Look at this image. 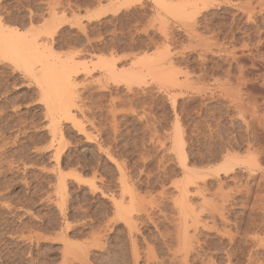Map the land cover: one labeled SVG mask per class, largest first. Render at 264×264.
Returning <instances> with one entry per match:
<instances>
[{
  "label": "rangeland",
  "instance_id": "rangeland-1",
  "mask_svg": "<svg viewBox=\"0 0 264 264\" xmlns=\"http://www.w3.org/2000/svg\"><path fill=\"white\" fill-rule=\"evenodd\" d=\"M263 16L264 0H0V27L46 56L27 65L0 50V264H180L183 154L205 177L187 195L200 217L189 264H264ZM44 63L80 64L61 76L81 121L59 120L63 151ZM134 69H145L140 82ZM120 177L135 201L121 198ZM119 199L148 211L134 213V234Z\"/></svg>",
  "mask_w": 264,
  "mask_h": 264
},
{
  "label": "bare ground",
  "instance_id": "bare-ground-1",
  "mask_svg": "<svg viewBox=\"0 0 264 264\" xmlns=\"http://www.w3.org/2000/svg\"><path fill=\"white\" fill-rule=\"evenodd\" d=\"M211 1V0H210ZM214 2V1H213ZM227 7V6H226ZM250 7V6H249ZM175 8H177V7H175ZM245 8V7H244ZM261 9V8H260ZM262 9H263V7H262ZM176 10V9H175ZM249 10V9H248ZM252 10V9H251ZM251 10H249L250 11V13H251ZM53 11V10H52ZM174 12V11H173ZM246 12V11H245ZM176 13V12H175ZM177 13H178V11H177ZM245 14V13H244ZM243 14V15H244ZM250 15V14H249ZM249 15H248V17H249ZM53 16V15H52ZM54 16H56V15H54ZM53 16V17H54ZM179 16V15H178ZM177 16V17H178ZM254 16V15H253ZM183 17H185V16H182L181 18H183ZM261 17V16H260ZM264 17V16H263ZM249 18H253V17H251V15H250V17ZM249 18H246V20L248 19L249 20ZM262 18V17H261ZM184 19H187V18H184ZM212 20V19H211ZM245 20V21H246ZM154 22V21H153ZM152 22V23H153ZM251 22H253V20L251 21ZM155 23V22H154ZM157 23V22H156ZM170 23V22H169ZM219 23V22H218ZM158 24V23H157ZM188 25V24H187ZM160 26V25H159ZM175 25L173 24V27H174ZM226 26V25H225ZM163 27V26H162ZM169 27H170V25H169ZM189 27V26H188ZM193 27V26H192ZM224 28V27H223ZM169 29V28H168ZM159 30H160V28H159ZM180 30V29H179ZM163 31V30H162ZM172 31V30H171ZM240 31V30H239ZM258 31V30H257ZM139 32V31H138ZM169 33V32H168ZM232 33V32H231ZM117 34V33H116ZM188 34V33H187ZM169 35V34H168ZM204 35V34H203ZM124 36V35H123ZM119 37V36H118ZM172 38V37H171ZM114 39V38H113ZM198 39H199V37H198ZM208 39V38H207ZM32 40H34V39H32ZM36 40V39H35ZM190 40V39H189ZM200 40V39H199ZM259 41V40H258ZM99 42V41H98ZM263 42V41H262ZM31 43V42H30ZM167 43V42H166ZM172 43V42H171ZM258 43V42H257ZM88 44V43H87ZM198 44V43H197ZM218 44V43H217ZM0 45L2 46V47H0V50H1V53H3V54H6V55H13L12 56V58H21V59H23V61H24V63L26 62H30L31 63V61H35V60H38V61H40V60H44L43 59V57H46V56H43V55H45L41 50V47L39 48V47H37L36 45L35 46H33L32 44V47L31 46H28L27 45V42L24 40V39H22V37H21V35L17 32V31H14V30H11V29H8L7 27H4V26H1L0 27ZM200 45H202V44H200ZM210 45V44H209ZM260 45V44H259ZM198 46V45H197ZM205 46V45H204ZM210 46H212V45H210ZM189 47V46H188ZM235 47V46H234ZM221 48V47H220ZM226 48V47H225ZM189 49H191V48H189ZM44 50V49H43ZM45 50H46V48H45ZM188 50V49H187ZM209 50V49H208ZM43 53H41V52ZM82 51V50H81ZM112 51H113V48H112ZM115 51V50H114ZM142 51V50H141ZM155 51V50H154ZM153 51V52H154ZM222 51V50H221ZM223 51H226V50H224L223 49ZM258 51V50H257ZM46 52V51H45ZM166 52H167V50H166ZM216 53V52H215ZM218 53V52H217ZM237 53V52H236ZM49 54V53H48ZM168 54V53H167ZM192 54V53H191ZM90 55V54H89ZM140 55V54H139ZM152 55V54H151ZM154 55V54H153ZM91 56H92V54H91ZM124 56V55H123ZM138 56V55H137ZM143 56V55H142ZM169 56V55H168ZM183 56V55H182ZM230 56V55H229ZM160 57H162V55L161 56H157L156 57V59H154L153 60V58H152V56H147V57H144L143 59H142V57H140V60H139V62H138V64L140 63V64H143L144 65V67L145 68H147V69H151L152 67H153V63L156 61V63H157V61H159L160 62ZM185 57V56H184ZM243 57V56H242ZM53 58V57H52ZM234 58V57H233ZM54 59V58H53ZM47 60V59H46ZM240 60V59H239ZM231 61H234L235 62V60H231ZM43 62V61H42ZM47 62H48V60H47ZM54 62V61H53ZM107 62V61H106ZM111 62H113V60H111ZM117 62V61H116ZM115 62V63H116ZM135 62V61H134ZM171 62H174V61H172L171 60ZM171 62H169L168 63V66H169V64L171 65ZM240 62V61H239ZM28 63H27V65H28ZM33 63V62H32ZM86 63V62H85ZM114 63V62H113ZM133 63V62H132ZM241 63H242V61H241ZM84 64V63H83ZM82 64V65H83ZM111 64V63H110ZM109 64V66H111ZM134 64V63H133ZM175 64V63H174ZM201 64V63H200ZM231 64H232V62H231ZM237 64V63H236ZM235 64V65H236ZM240 64V63H239ZM238 64V65H239ZM39 65V64H38ZM42 65V64H41ZM44 65H46V66H44L43 67V69H42V72H41V79L39 78L38 79V81H40L39 83H40V85L39 86H41V89L42 90H44V92H43V94H44V97H45V100H46V105H47V110H48V114L50 115V125H51V127H52V134H53V142H55L59 137L61 138L60 140H61V142H60V144H62L61 146L63 147H61V146H59L58 148H61V150L63 151L64 150V143H63V138H64V136L59 132L60 130H59V128H58V126H59V120L61 119L62 120V118H64L65 120H68V121H73V122H76L75 121V117L73 116L74 114L72 113V110H71V106L69 105L70 103H68L66 100H68L69 98V89L65 86V82L63 81V77H66V78H69V77H71L74 73L75 74H77L76 72H75V70L77 69V67L75 68V66L77 65L78 67H79V65H78V63L75 65V66H73V65H71V64H65V65H62L61 67H59V66H57L58 68H56V66H54L53 64H46V63H44ZM60 65V64H59ZM115 65V64H114ZM136 65V64H135ZM176 66V65H175ZM237 66V65H236ZM240 66H241V64H240ZM116 67V66H115ZM114 66H113V68H115ZM134 67V66H133ZM141 67V66H140ZM173 67V66H172ZM239 67V66H238ZM240 68V67H239ZM33 69H34V67H33ZM82 69V68H81ZM212 69V68H211ZM241 69V68H240ZM245 69V68H244ZM36 70V69H35ZM79 70V69H78ZM77 70V71H78ZM110 71H111V69H109ZM131 70V69H130ZM173 70V73H175V76L179 73V72H177V71H175V69H172ZM172 70H171V72H172ZM176 70H178V69H176ZM186 70V69H185ZM221 70V69H220ZM239 70V69H238ZM243 70V69H242ZM37 71V70H36ZM80 71V70H79ZM154 71V70H153ZM181 71V70H180ZM191 71V70H190ZM240 71V70H239ZM86 72V71H85ZM88 72V71H87ZM94 72V71H93ZM115 73H116V71H114ZM145 72V69H134L133 70V74H135L134 75V79H135V77L137 76V74H141V73H144ZM63 75H62V74ZM109 72H107V74H108ZM111 73V72H110ZM119 74H120V72H118ZM121 73H124V72H122L121 71ZM181 73H182V71H181ZM227 73H230V72H227ZM226 73V74H227ZM59 74H61V75H59ZM66 76H65V75ZM88 74V73H87ZM90 74V76H91V73H89ZM171 74V73H170ZM85 75V74H84ZM126 75H129V72L126 74ZM186 75V74H185ZM204 75V74H203ZM230 75V74H229ZM58 76H59V78H58ZM61 76H63L62 78H61ZM89 76V75H88ZM114 76V75H113ZM130 76H132L131 74H130ZM162 76V75H161ZM177 76H179V74L177 75ZM73 77V76H72ZM87 77V76H86ZM158 77H160V75L159 76H157L156 75V78L158 79ZM171 77V76H170ZM186 77H188V75H186ZM202 77V76H201ZM56 78H58V79H56ZM66 78H65V80H66ZM114 78V77H113ZM207 78V77H206ZM62 79V80H61ZM99 79V78H98ZM133 79V81H136L138 78H136L135 80ZM71 80V79H70ZM73 80V79H72ZM153 80V79H152ZM156 80V79H155ZM158 80H163V78H159ZM69 81V80H68ZM67 81V82H68ZM92 81H93V79H92ZM96 81H98L97 79H96ZM109 81H110V79H109ZM137 81H141V79H139V80H137ZM144 81V80H143ZM239 81V80H238ZM251 81V80H250ZM85 82H87V81H85ZM90 82H91V80H90ZM99 82V81H98ZM131 82V81H130ZM163 82H164V80H163ZM178 82V81H177ZM83 83V82H82ZM88 83V82H87ZM92 83H94V82H92ZM144 83H147L146 82V80H145V82ZM218 83V82H217ZM230 83V82H229ZM96 84V83H95ZM142 84V83H141ZM162 84V83H161ZM172 84H173V82H172ZM175 84V83H174ZM176 84H178V85H181V84H179V82L178 83H176ZM82 85V84H81ZM93 85V84H92ZM99 85H100V83H99ZM115 86V85H114ZM150 86V85H149ZM173 86V85H172ZM180 87V86H179ZM237 87H240V86H237ZM98 88V87H97ZM104 88V87H103ZM132 88V87H131ZM151 88V87H150ZM181 88V87H180ZM105 89V88H104ZM69 90V91H68ZM102 90V89H101ZM213 90V89H212ZM128 91V90H127ZM129 92V91H128ZM139 92V91H138ZM232 92V91H231ZM235 92H237V91H235ZM52 93H53V95L54 96H51L52 95ZM46 94V95H45ZM47 94H48V96H47ZM71 94V93H70ZM215 94V93H214ZM237 94V93H236ZM129 95V94H128ZM139 95V94H138ZM48 97V101H50V96H51V98L53 99V97H55L53 100L55 101L56 100V98L58 99V101H56V103H58V104H50V102L48 103L47 102V97ZM141 96V95H140ZM143 96V95H142ZM227 97V96H226ZM240 98V97H239ZM70 100H72V99H70ZM69 100V101H70ZM54 101L52 102V103H54ZM75 104V103H74ZM233 105V104H232ZM74 107H75V105H74ZM149 107V106H148ZM236 107V106H235ZM239 108H240V106H239ZM234 109V108H233ZM14 110V109H13ZM150 110V109H149ZM235 110V109H234ZM2 111V110H1ZM50 111V112H49ZM205 111V110H204ZM3 112V111H2ZM4 113V112H3ZM103 113V112H102ZM4 116V115H3ZM190 116V115H189ZM17 117V116H16ZM94 119V118H93ZM144 119V118H143ZM85 120V119H84ZM244 120V119H243ZM77 122H81V121H79V120H77ZM76 122V123H77ZM241 122V121H240ZM245 122V121H244ZM100 123H102V122H100ZM109 123H110V121H109ZM246 124V123H245ZM114 125H116V124H114ZM146 125V124H145ZM178 125V124H177ZM210 125V124H209ZM231 125V124H230ZM243 125H244V123H243ZM78 126H80V128H83V127H81V124L79 125V123H78ZM83 126V125H82ZM118 126V125H117ZM149 126V125H148ZM196 126V125H195ZM100 127V126H99ZM149 129V128H148ZM217 129V128H216ZM83 130H84V128H83ZM82 131V130H81ZM97 131V130H96ZM246 131V130H245ZM115 134V133H114ZM212 134V133H211ZM210 134V135H211ZM87 135V134H86ZM98 135H100V134H98ZM155 136V135H154ZM115 140V139H114ZM180 140V139H179ZM116 141V140H115ZM53 142H52V144H53ZM65 142V141H64ZM248 142V141H247ZM66 144V143H65ZM103 144V143H102ZM8 145V144H7ZM53 147V146H52ZM109 147V146H108ZM59 151L58 153H57V159L59 160V162H60V159H61V156H62V151ZM245 150V149H244ZM36 151V150H35ZM48 151V150H47ZM250 153V152H249ZM234 154H235V152H234ZM165 155V154H164ZM228 155V157H231L229 154H227ZM183 156V166H184V170H185V172H184V178H185V180H184V182L183 183H181V184H179V185H177V190H178V192H179V198H177V200H175V206H177V207H175L178 211V213L181 215V217H180V220H181V224L179 225V227H178V229H176V230H178L179 231V234H175L176 236H178L177 237V242L179 243L178 244V249H174L175 251H173L172 252V254H173V262L174 261H178L180 264H189V261H188V259H189V256L191 255V248L193 249V245H191V239L189 240V236H188V229L191 227V226H193L194 224H198L199 222H198V217H197V213H196V211H194V210H192V209H190L191 207H190V205H189V207H188V197L189 196H187L189 193H190V188L192 187V186H199V184H200V182H202V179L203 180H205V177L203 176V174H202V176L198 173V172H195V171H192V169L190 170L189 169V167H187V158L185 157V154H183L182 155ZM98 157V156H97ZM233 157V156H232ZM143 159V158H142ZM141 159V160H142ZM145 159V158H144ZM229 160V159H228ZM191 162V161H190ZM228 162V161H227ZM2 163V162H1ZM172 163V162H171ZM80 164V163H79ZM224 164V163H223ZM126 166V165H125ZM24 167V166H23ZM12 168V167H11ZM47 170V169H46ZM222 170V169H221ZM227 170H229V169H227ZM43 172H44V169L42 170ZM166 171V170H165ZM224 171H225V169H224ZM49 172V171H48ZM129 172V171H128ZM131 172V171H130ZM205 172V171H204ZM227 173V172H226ZM176 175V174H175ZM206 176V175H205ZM125 177V176H124ZM204 177V178H203ZM121 179H123L122 180V197L121 198H123V200H125L124 199V197H126V196H128L130 199H129V201H131V200H133V201H135L134 199H135V197H134V194H133V192L129 189V187H128V185H127V182H125L124 181V178L123 177H120ZM63 179H65V178H63ZM96 179V178H95ZM62 180V179H61ZM60 180V181H61ZM72 180V179H71ZM89 181H91V180H89ZM95 181V180H94ZM100 181H102V180H100ZM172 181V180H171ZM62 182V181H61ZM203 182H205V181H203ZM209 182V181H208ZM95 183V182H94ZM119 183V182H118ZM177 183V182H176ZM64 185V183H61V185ZM92 184V183H91ZM96 184V183H95ZM137 184V183H136ZM88 185H89V183H88ZM134 185V184H133ZM93 186V185H92ZM175 186V185H174ZM63 187V186H62ZM193 188V187H192ZM201 188V187H200ZM200 188L198 189V190H200ZM137 189V188H136ZM152 189V188H151ZM62 190H66V188L64 189H62ZM94 190H97V188L96 189H94ZM208 190V189H207ZM91 192V191H90ZM63 193V192H62ZM133 194V195H132ZM206 194V193H205ZM191 195V194H190ZM146 196V195H145ZM193 196V195H192ZM201 196V195H200ZM113 197V196H112ZM134 197V198H133ZM172 197V196H171ZM202 197V196H201ZM119 198V197H118ZM153 198V197H152ZM190 198V197H189ZM114 199V198H113ZM139 199V198H138ZM172 199V198H171ZM120 200V199H119ZM137 200V199H136ZM205 200V199H204ZM204 200H203V202H204ZM133 201H131V202H133ZM161 201V200H160ZM191 201V200H190ZM115 204H116V199H115ZM120 202H121V200H120ZM127 202H128V200H127ZM127 202H126V204H127ZM148 202V201H147ZM152 202V201H151ZM118 203V202H117ZM122 203H124V202H121L118 206V210H117V215L119 216H117L118 217V219L119 220H121L122 222H124L126 225H127V227H129L130 229V231L131 232H133L135 229V227H134V224H133V220H135L134 219V213H137V212H142L143 210H144V212L143 213H145V210L147 211V209H145L146 207H140V209H139V207L137 208V209H139V210H137L136 208H131L132 207V205H131V207L129 208V207H123V204ZM122 204V205H121ZM141 204V203H140ZM152 204V203H151ZM2 205V204H1ZM130 205V204H129ZM128 204L126 205V206H129ZM136 205V204H135ZM143 205V204H142ZM141 205V206H142ZM156 205V204H155ZM151 206H153V204L151 205ZM158 206V205H157ZM161 206V205H160ZM134 207V206H133ZM135 207H137V206H135ZM150 207V206H149ZM156 207V206H155ZM151 208H153V207H151ZM159 208V207H158ZM194 208V207H193ZM196 208V207H195ZM198 208V207H197ZM117 209V208H116ZM157 209V208H156ZM204 209V208H203ZM162 211V210H161ZM176 211V210H175ZM206 211H207V209H206ZM148 212V211H147ZM139 214V213H138ZM146 214V213H145ZM155 214V213H154ZM201 214V213H200ZM199 214V215H200ZM203 214V213H202ZM201 214V215H202ZM137 215V214H136ZM147 215V214H146ZM160 215H162V213H160ZM165 215V214H164ZM151 217H153V216H151ZM139 218V217H138ZM179 218V217H178ZM149 219V218H148ZM167 219V218H166ZM172 219V218H171ZM199 219H200V217H199ZM117 220V219H116ZM118 220V221H119ZM160 220V219H159ZM173 220V219H172ZM179 221V220H178ZM117 222V221H116ZM121 222V223H122ZM154 222V221H153ZM175 222V221H174ZM178 223V222H177ZM192 224L191 226L189 225V224ZM160 224V223H159ZM174 224V223H173ZM202 224V223H201ZM157 225V224H156ZM200 225V224H199ZM177 226V225H176ZM190 226V227H189ZM205 226V225H204ZM207 227V226H206ZM197 230V229H196ZM106 231V230H105ZM130 232V233H131ZM105 233V232H104ZM135 232H133V234H134ZM137 233V232H136ZM132 233L130 234V235H133ZM139 234V233H138ZM100 236V235H99ZM161 236V235H160ZM94 237V236H93ZM132 237V236H131ZM95 238V237H94ZM101 238V237H100ZM174 238V237H173ZM158 239V238H157ZM28 240V239H27ZM136 240V239H135ZM30 241V240H29ZM97 242H99V241H97ZM175 242V241H174ZM70 242L68 241V245H70L69 244ZM103 243V242H102ZM163 243V242H162ZM97 244V243H96ZM134 244H136L135 242H134ZM133 244V245H134ZM165 244V243H164ZM99 245H104V244H99ZM132 245V246H133ZM168 245V244H167ZM169 245H171V244H169ZM177 245V244H176ZM67 246V245H66ZM78 246V245H77ZM91 246V245H90ZM93 246V245H92ZM146 246V245H145ZM144 246V247H145ZM68 247V246H67ZM73 247H74V244H73ZM73 247L70 245L68 248H70V250L72 251V249H73ZM75 247H76V244H75ZM74 247V250L75 249H77L76 251H79L80 253H82L81 251V249H79V248H75ZM96 247H98V246H96ZM133 247H136V246H133ZM170 247V246H169ZM176 247V246H175ZM90 248V247H89ZM93 248V247H92ZM91 248V249H92ZM159 248V247H158ZM177 248V247H176ZM146 249V248H145ZM144 249V250H145ZM69 250V249H68ZM67 250V251H68ZM69 250V251H70ZM148 251V250H147ZM146 251V252H147ZM162 251V250H161ZM149 252V251H148ZM66 253H68V252H66ZM70 253V252H69ZM68 253V254H69ZM73 254H74V252H72ZM171 253V252H170ZM67 254V255H68ZM150 254V253H149ZM171 254V255H172ZM74 255H79V254H74ZM69 256V255H68ZM73 256V255H72ZM147 256V255H146ZM64 257H66V255L64 256ZM77 257V256H76ZM80 257H82L81 255H80ZM84 257V256H83ZM133 257V256H132ZM68 258H70V257H68ZM68 258H66V260L68 259ZM78 258V257H77ZM147 258V257H146ZM161 258V257H160ZM82 259V258H81ZM153 259V258H152ZM152 259L150 260V261H152ZM70 260V259H69ZM69 260H68V263H69ZM74 260V259H73ZM76 260V259H75ZM78 260V259H77ZM149 260V259H148ZM212 260V259H211ZM71 261H72V259H71ZM80 261V260H79ZM83 261V260H82ZM155 261V260H154ZM162 261V260H161ZM210 261V260H209ZM75 263V262H74ZM66 264V263H65ZM154 264V263H153Z\"/></svg>",
  "mask_w": 264,
  "mask_h": 264
}]
</instances>
